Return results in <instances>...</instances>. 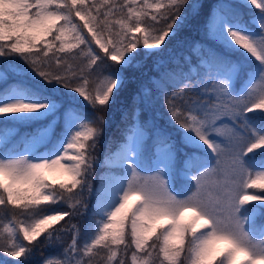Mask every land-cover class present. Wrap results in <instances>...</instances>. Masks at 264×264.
Listing matches in <instances>:
<instances>
[{
	"label": "snow or ice",
	"instance_id": "snow-or-ice-1",
	"mask_svg": "<svg viewBox=\"0 0 264 264\" xmlns=\"http://www.w3.org/2000/svg\"><path fill=\"white\" fill-rule=\"evenodd\" d=\"M189 25L218 47L193 41L165 67ZM129 90L110 149L105 114ZM262 221L264 0H0V264H126L132 246V264H264ZM57 244L63 259L35 260Z\"/></svg>",
	"mask_w": 264,
	"mask_h": 264
},
{
	"label": "trees",
	"instance_id": "trees-1",
	"mask_svg": "<svg viewBox=\"0 0 264 264\" xmlns=\"http://www.w3.org/2000/svg\"><path fill=\"white\" fill-rule=\"evenodd\" d=\"M91 2V0H90ZM233 2H238V0H233ZM247 12V10H244ZM258 11V10H257ZM247 18V15L245 16ZM90 35V34H89ZM193 41H202L205 42L209 45H212L213 47H218L217 45L213 44L212 41L208 40L204 34L203 30H197L193 26L189 25L188 27L185 28V30L181 33V41L180 42H173L169 46V52L165 54L163 57L164 61L168 62L165 64V67H171L172 64L170 63L171 58L175 57L176 60H180L181 57L185 56L188 54L189 51V44H191ZM83 47V45H81ZM98 48V46H96ZM152 64H153V59L150 58L147 61L144 62V69L142 71L146 72L147 75L143 76L142 79L147 82L148 77L152 75H157L152 70ZM163 70V69H162ZM132 106H133V101L131 97V91H125L121 94L117 102L112 105V107L109 109V111L105 114V118L107 120V126L105 129V135H104V145H107L108 148L110 149H115L117 144L122 140V132L128 128L129 125L132 124ZM156 114L158 117H162L159 119V123L164 124L165 121L167 120V115L164 112L163 107L161 104L156 105ZM151 113H144L143 118H147L150 116ZM126 117V118H125ZM35 127V125H33ZM32 131L31 127L28 128H20L19 132L21 134H26ZM23 136L21 135L20 137L17 138V143H19L22 140ZM177 142H179V138L177 136ZM104 147L101 146L100 149V155H103ZM98 172L100 171L99 169L97 170ZM51 182L53 185H60V184H69L70 183H58L52 180H48ZM93 185L95 186V181H93ZM79 188H76L73 190V192H78ZM84 203L86 205L85 208L81 209V212L79 215H77L74 219H72L70 222L71 223H76L78 228L83 231L85 226L89 223L90 219L92 218L91 214L93 211L94 207V198L85 196L84 197ZM54 205H49L47 203H43L41 207H49ZM64 207L67 209L68 206L64 205ZM19 211V210H17ZM22 218V217H20ZM65 220H69L68 217H65ZM264 222V221H262ZM65 221H60L59 223H56L54 227L59 228L61 224H64ZM51 230V229H50ZM44 238V235L42 234L41 237L38 238L36 242L33 243H38L39 240H42ZM70 237L69 236H64L63 237V244L66 245L67 242L69 241ZM151 243V242H150ZM31 246V245H29ZM123 246H121L122 248ZM134 249V246L129 249L128 256L125 258L126 259V264H132L131 262V251ZM62 246L60 244H57L55 246H42L41 249L36 253L35 255V260L40 261L43 260L44 258L48 257L50 254H54L57 256V259H63L61 255H59L62 252ZM95 251H99L101 253H104L105 250L102 248H97ZM139 256L143 257L144 253H139ZM93 259H99L101 264H107L106 261V256L103 258L101 257H96L93 256ZM121 258V254L118 252L117 255V260ZM22 259V258H21ZM162 259V257H160ZM150 264H157V257L156 253H153V257L150 260Z\"/></svg>",
	"mask_w": 264,
	"mask_h": 264
},
{
	"label": "rangeland",
	"instance_id": "rangeland-1",
	"mask_svg": "<svg viewBox=\"0 0 264 264\" xmlns=\"http://www.w3.org/2000/svg\"><path fill=\"white\" fill-rule=\"evenodd\" d=\"M75 19L81 25L83 24V21H79V18L78 17L75 18ZM84 31L87 32V29H84ZM48 39H51V37H48ZM67 40L70 43L74 42L72 40V36L71 35H69L67 37ZM44 175L47 177L48 180H52V181H55V182H58V183H70V177H69V175L66 172H64L62 169H55V170H51V171H45ZM255 191H257V190L250 189L249 190V193L250 194H253ZM135 202H136L135 199H133L132 201L129 202V206H131ZM190 217H191V214L190 213L189 214H186L185 219H189ZM158 223L159 224H167L168 222L167 221H159ZM25 244H28V242L25 241ZM224 247H225V245L222 244V243L217 245V249H223ZM48 257H52L53 259H57V256H55L54 254H50ZM242 259H243L242 256L241 257H238L237 264H239V261L242 260Z\"/></svg>",
	"mask_w": 264,
	"mask_h": 264
}]
</instances>
